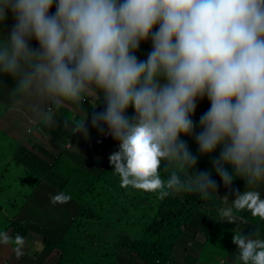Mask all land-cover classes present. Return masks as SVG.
<instances>
[{
    "label": "clouds",
    "instance_id": "1",
    "mask_svg": "<svg viewBox=\"0 0 264 264\" xmlns=\"http://www.w3.org/2000/svg\"><path fill=\"white\" fill-rule=\"evenodd\" d=\"M9 12L15 24L7 38L0 36V73L14 78L13 95L35 97L29 113L53 127L66 103L101 105L103 111L92 116L88 109L74 113L81 117L72 132L88 138L91 119L109 136L97 145L103 160L92 161L96 170L108 163L101 172L114 170L120 187H131L129 194H136L130 202L137 193L163 200L180 193L207 199L217 192L220 184L197 169V156L184 140L195 134L201 155L220 149L214 171L228 188L220 191L224 207L216 224L233 226L234 212L245 210L264 221V0H0V23ZM33 38L39 49L30 46ZM205 97L210 108L204 113ZM20 104L24 109L23 99ZM198 117L201 131L195 133ZM52 145L41 138L40 146ZM90 173L96 184L99 176ZM241 178L243 192L234 189L244 186ZM71 199L58 192L51 203ZM74 218L69 215L67 223ZM238 219L242 229L250 226ZM37 226L46 227L40 221ZM31 235L39 251L30 254L23 236L0 231V244L14 245L2 264H58V240L42 241L41 248L37 232ZM254 235L233 236L243 264H264V239ZM87 241L77 235L71 242ZM46 245L50 252H42Z\"/></svg>",
    "mask_w": 264,
    "mask_h": 264
},
{
    "label": "trees",
    "instance_id": "2",
    "mask_svg": "<svg viewBox=\"0 0 264 264\" xmlns=\"http://www.w3.org/2000/svg\"><path fill=\"white\" fill-rule=\"evenodd\" d=\"M156 29H154L155 31ZM0 83L8 84L10 87L16 84L13 77L7 74L0 73ZM207 99V97H205ZM208 104L204 113L210 108V101L204 100ZM12 106V105H10ZM7 106V107H10ZM81 108L92 116L93 112L103 111L101 105L98 108L93 109V106L88 108V105L84 103ZM7 110V108H5ZM132 112V111H131ZM63 117V120L60 122L59 127L57 125L53 127L52 132L56 140H51L52 148L47 149L41 146L42 154L44 151L48 154V157L43 156L35 162L36 158L33 159V162L27 165L29 172H32L34 176L29 178L27 182L28 186H39L43 183V180H54L59 185V192H64V189L68 190V194L71 195L76 205L83 207L80 215L78 216L79 220H71L70 223L60 222L54 217L50 219L48 217L47 227H50L53 231L48 230L46 240L44 242H56L62 244L64 241L71 242L78 236H83L85 241H87L88 235L86 232L81 233V229L87 228L88 222H90V217L87 211L84 210V203L81 197L91 195L88 191H83V195L80 190L83 186L86 187H95V179L91 176V173L85 172L84 167L88 166V159L95 158L96 161L103 160V152L97 147L96 142L92 139L90 130L92 128L91 119L86 121V127L89 131V137L85 138L82 133L81 136H78L77 133L72 132L71 117L75 116L73 112L67 109L65 106L62 107L59 111L56 112ZM135 114V112H132ZM127 114L131 117L134 115L130 114L128 111ZM9 117L10 113L5 112L0 116V121L2 117ZM195 122V133L201 131L199 120ZM193 119V117H192ZM12 120V118L10 119ZM14 121V120H13ZM67 121L68 126H65ZM184 136V135H183ZM184 140L188 143L189 148L195 145L196 153L192 152L197 156V169L200 171H208L216 180L217 184H220V187H225L220 176L214 171L213 158L219 157L218 148L214 153L209 155H201L199 146L195 139V134L192 136H184ZM195 140V141H194ZM73 144L74 151H70L68 148L63 147V144ZM87 156V157H85ZM44 166L42 165V162ZM74 161V162H73ZM64 162H70L65 164ZM40 166L39 171H34V167ZM229 171L232 169L228 166ZM48 171V174L46 172ZM80 170L81 172H78ZM42 171V173H41ZM192 171H196L192 169ZM86 177V185L83 184L84 178ZM25 186L23 185V188ZM220 188V191L222 190ZM234 189H238L242 192V188L234 185ZM226 192V189H225ZM136 194V193H135ZM134 194V195H135ZM214 193L209 197H212ZM130 200L133 198V196ZM180 196V197H179ZM184 198H181V197ZM236 198L235 192L232 191V200ZM128 197L126 198V203L122 207L124 208V214L120 217L112 215L111 220L103 225L102 229L95 222H90V227L98 228L103 230V232L97 231L93 233L91 238H96L97 240L93 242L94 246H103L104 252L100 254V261L98 264H195V259L208 258V255H211V259L214 264H243L242 261L237 259L238 257V248L237 245L231 243L233 236L236 231L232 226H226L225 228L216 227L212 228V224L208 223V220L205 219L204 223L209 224L211 231L208 232V240L204 243V239L197 241L198 234H205L203 231L198 230L194 233L191 230V227L197 226V221L194 218V212L199 206L204 203H209L207 199H201L197 194L194 193H180L169 195L163 200H159L156 197L145 196L141 193H137L135 199L132 202H128ZM222 202L223 199L219 198ZM231 200V201H232ZM230 201V203H231ZM110 203L114 202L113 199L109 201ZM117 203V200H116ZM102 207L97 203V199L94 195L91 196V201L88 204L89 207H92L94 210L98 211L97 206ZM232 205V203H231ZM190 207L188 212H184V209ZM17 205L10 204L6 206L0 203V231H9L11 230L12 236L20 234L26 240L24 248L29 252L39 251L37 249L36 241L30 234L38 229L37 223L40 218H43L44 213L37 214L36 212L26 210L24 213L16 212ZM67 212V210H65ZM235 215L239 216L241 219H245L249 222L250 232L246 236L258 239H264V221L260 220L259 217H252L250 212H234ZM107 214H99V217L102 220L107 219ZM256 219V220H255ZM104 222V221H101ZM100 222V225H101ZM233 229L235 231L229 230ZM71 231H75L70 235ZM114 233H116L114 235ZM244 232L243 234H245ZM54 234L53 237L51 235ZM101 236H108L109 239H102ZM112 237V238H110ZM90 238V239H91ZM209 240H212L214 243L220 242L224 244L225 247H228L230 255H227L223 251L219 252V258L217 260L216 255L212 252H216V248L210 249L208 247ZM100 242L101 245L98 244ZM72 243V242H71ZM77 245L84 244V247L90 248V244L77 242ZM52 249L50 246L46 245L45 249L42 252H50Z\"/></svg>",
    "mask_w": 264,
    "mask_h": 264
},
{
    "label": "rangeland",
    "instance_id": "3",
    "mask_svg": "<svg viewBox=\"0 0 264 264\" xmlns=\"http://www.w3.org/2000/svg\"><path fill=\"white\" fill-rule=\"evenodd\" d=\"M55 12V11H53ZM15 24V18L13 17L12 13L9 12L8 19L4 23H0V36L3 38H7L10 35L11 29L13 25ZM30 46L39 49V43L38 41L33 38L30 41ZM16 86V84L12 85L11 87L4 83H0V116L4 114L5 112H9V109H5L7 106H14L15 109H18L15 111V113H11V117H15L18 120L13 121L10 120L9 117H2L0 121V203L4 204L6 206L10 207V204L16 203L17 204V210L16 212L24 213L26 210L29 212L30 210L36 212L37 214L44 213L43 218H40L38 221L43 222V225L47 227L48 224V217L50 219L54 217L60 210H63L62 212H59L60 219L58 221L60 222H66L69 215H73L74 221L79 220L78 216L80 215L83 207L76 205L77 203L71 200L67 204H52L51 203V196L57 194L59 192V185L54 180H43V183L39 186H28L29 178L34 176L32 172H29L26 168L28 164L35 163L38 161L40 157L46 156L48 157V154L44 151V155L42 154L41 150V138L45 141L52 140L55 138L52 129L53 126H46L42 122L36 119L33 112L31 111V114L29 113L31 109V105L36 102L35 97H31L28 95H21L16 94L13 95L12 89ZM23 99V105H25V108H22L21 100ZM91 102H94L93 97H90ZM199 103V100H198ZM90 105H92L90 103ZM47 106V105H46ZM65 107L72 111L73 113H76L77 115L79 113L86 114V111L83 110L81 107L76 108L72 104H65ZM200 112H196L195 116H199ZM75 115V114H74ZM75 115V116H77ZM78 117H71V125L72 123L77 119ZM55 119L57 121V127H59L60 122L63 120V117H61L59 114H55ZM36 122V123H35ZM90 134L92 139L96 142V144L100 147L105 145L109 141L108 135H102L96 128H91ZM183 139V137H181ZM195 141V140H194ZM70 148H68L70 151H74L73 144H69ZM52 148V147H51ZM195 145L190 148L191 152L196 153ZM87 157V156H86ZM36 158L35 162H33V159ZM88 159V168L84 167L83 170L85 172H88V170L92 173H94L96 176H99V180L96 182L95 187H86L83 186V188L80 190L81 194L83 195V191L86 190L88 193H91V195L88 196H82L81 199L84 203V210L88 212L90 217V222H95L97 225H99L101 228L104 224L109 222L111 220V216H121L124 214V208L123 206L126 201L125 197L127 196L128 202H130V198L132 197L131 194V187L125 189L120 187V181L117 178V175L113 172L114 170H107L105 174L101 172L102 169H106L104 167H108V163H103V165L99 166V170H96V165L94 162ZM44 161L42 162V165L44 166ZM104 166V167H103ZM40 166L34 167L35 174L36 170L39 171ZM47 174L48 171L46 170ZM78 172H81L78 170ZM42 173V171H41ZM38 175V174H37ZM214 179V177L212 176ZM238 179V177L236 178ZM235 179V180H236ZM244 182V186L242 188V192L246 189L247 184L246 181L241 178ZM234 180V181H235ZM23 181H27L23 183ZM83 184L86 185V177L84 178ZM23 185L25 186L23 188ZM220 185H218L217 192H213L214 194L212 197H208L207 201H210L209 203H204L195 209L194 212V218L197 221V226L191 227V230L196 233L198 230L203 231L205 234H198L197 241L204 239V243L208 240V232L211 231L210 223L212 224V228L216 227L217 221L220 222V214L219 209L224 207V201L221 202L219 200L220 197H223L220 194ZM228 187H222V190L224 191ZM65 193L68 194V190L64 189ZM261 196L264 198V185H261L260 187ZM94 195L97 199V203L101 205L104 208H99L98 211L94 210L92 207H89L88 204L91 201V196ZM122 196V198H121ZM225 198V197H223ZM113 199L114 202L110 203L109 201ZM119 200V203H116L115 201ZM69 207V212L65 213L66 208ZM190 207H187L184 209V212H188ZM83 212V211H82ZM107 214V219L102 220L99 217V214ZM207 219L209 224H205L204 220ZM104 221V222H101ZM90 222H88L87 229H90L93 233L97 231V234L99 231L98 228H91ZM101 222V225H100ZM235 222L233 224V228L237 230L238 232L242 231V228L240 227V221L238 219V216L235 219ZM219 227L225 228L227 225H217ZM229 230L235 231L233 229ZM47 230L52 231L50 227H47ZM82 231V229L80 230ZM9 234L12 236L11 230L8 231ZM30 230V234H31ZM116 233H114L115 235ZM248 233H245L244 235H247ZM54 234L51 235L53 237ZM102 239H109L107 236H101ZM112 238V237H110ZM96 238H91L87 241L86 245L92 244L94 241H96ZM233 243V240L231 241ZM234 244V243H233ZM13 244H7L3 245L0 244V264L3 263L5 259L10 258V252L13 249ZM208 247L210 249L216 248V252H212L216 255V258L218 260L219 258V252L223 251L227 255H230L229 251L227 250L229 246L225 247L224 244H221L220 242L214 243L212 240H209ZM58 249L60 251V256L58 259V264H98L100 261V254L103 253L105 250L104 248H98L93 250L91 247L87 248L84 246H80L77 244L69 243L67 241H64L62 244H58ZM31 254V252H30ZM26 258L23 260L25 261ZM195 264H214L213 260L211 259V255H208V258L203 259H195ZM19 263V260H13L11 263Z\"/></svg>",
    "mask_w": 264,
    "mask_h": 264
},
{
    "label": "crops",
    "instance_id": "4",
    "mask_svg": "<svg viewBox=\"0 0 264 264\" xmlns=\"http://www.w3.org/2000/svg\"><path fill=\"white\" fill-rule=\"evenodd\" d=\"M16 110H18V109H15V107L14 106H12L11 108H10V110H9V113L11 114V113H15V111ZM12 118V120H14V121H17L18 119L17 118H15V117H11L10 116V119ZM228 202H230V200L228 201ZM12 204H14V205H17L15 202L14 203H12ZM256 220V219H255ZM41 225V224H40ZM233 227V226H232ZM250 230V228L248 227V228H246V229H242V232L244 233V232H246V233H248L249 234V231ZM237 231V230H236ZM36 232H37V235L39 236V238H40V245H41V248H42V241H44V240H46V236H47V232H48V230H47V227H45L44 229L43 228H41V227H38V229L36 230ZM102 232H103V230H102ZM34 264H38V263H34ZM42 264H52L51 262H50V260L49 259H46Z\"/></svg>",
    "mask_w": 264,
    "mask_h": 264
}]
</instances>
